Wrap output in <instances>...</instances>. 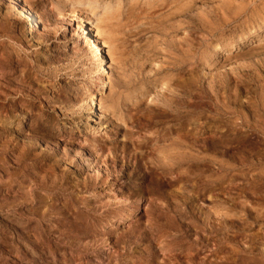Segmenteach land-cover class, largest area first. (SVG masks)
Listing matches in <instances>:
<instances>
[{
  "label": "rangeland",
  "instance_id": "1",
  "mask_svg": "<svg viewBox=\"0 0 264 264\" xmlns=\"http://www.w3.org/2000/svg\"><path fill=\"white\" fill-rule=\"evenodd\" d=\"M0 264H264V0H0Z\"/></svg>",
  "mask_w": 264,
  "mask_h": 264
},
{
  "label": "bare ground",
  "instance_id": "2",
  "mask_svg": "<svg viewBox=\"0 0 264 264\" xmlns=\"http://www.w3.org/2000/svg\"><path fill=\"white\" fill-rule=\"evenodd\" d=\"M128 9V8H127ZM123 10V9H122ZM127 22V21H126ZM107 24V23H106ZM115 24V23H114ZM121 28V27H120ZM96 48H97V46H96ZM99 51V50H98ZM87 161V160H86Z\"/></svg>",
  "mask_w": 264,
  "mask_h": 264
}]
</instances>
